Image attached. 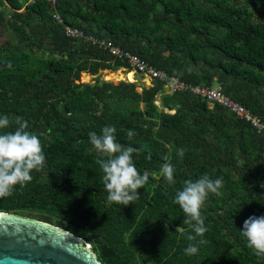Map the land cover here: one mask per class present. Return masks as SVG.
<instances>
[{
	"label": "trees",
	"instance_id": "16d2710c",
	"mask_svg": "<svg viewBox=\"0 0 264 264\" xmlns=\"http://www.w3.org/2000/svg\"><path fill=\"white\" fill-rule=\"evenodd\" d=\"M65 25L190 86L216 83L264 122V0H0V117L27 121L46 158L30 182L0 197V211L73 232L103 264H264L240 234L246 218L264 215V131L190 89L166 93L158 78L141 91L99 75L80 82L82 72L132 68L100 44L67 36ZM104 126L137 149L132 160L148 173L127 206L107 202L97 163L104 157L89 140ZM166 162L172 184L161 173ZM205 174L222 177L223 187L201 208L208 231L189 241L194 233L173 198ZM190 243L197 254H185Z\"/></svg>",
	"mask_w": 264,
	"mask_h": 264
},
{
	"label": "clouds",
	"instance_id": "9594fccd",
	"mask_svg": "<svg viewBox=\"0 0 264 264\" xmlns=\"http://www.w3.org/2000/svg\"><path fill=\"white\" fill-rule=\"evenodd\" d=\"M131 82V81H130ZM15 124V130L0 133V197L12 195V189L16 185L23 186L32 180V171H39L45 166L46 158L38 135L27 131L28 123L22 117H0V129L8 128ZM116 129L113 126H104L101 134L89 132V140L95 151L104 158L97 163L102 169L103 185L107 192V202L123 206L133 204L139 199V189L148 182V173L141 175L132 160V154L137 151L134 147L124 146L116 142ZM136 133L133 130L127 132L131 139ZM178 156H184V150L178 151ZM169 160L168 156L164 157ZM164 179L174 183V167L170 163H164L161 167ZM223 187V178L212 179L207 174L199 179L186 180L182 190H177L173 203L179 205L185 215L183 223L189 225L191 232L187 239L195 241L203 237L208 231L204 225L201 208L205 204L209 194L219 196ZM242 237L246 238L247 246L253 249L258 256H264V215H250L243 222L240 229ZM199 244H205L204 239ZM199 251L197 244L190 243L184 252L186 255H195Z\"/></svg>",
	"mask_w": 264,
	"mask_h": 264
},
{
	"label": "water",
	"instance_id": "95a60500",
	"mask_svg": "<svg viewBox=\"0 0 264 264\" xmlns=\"http://www.w3.org/2000/svg\"><path fill=\"white\" fill-rule=\"evenodd\" d=\"M0 264L103 263L91 244L73 232L34 217L0 211Z\"/></svg>",
	"mask_w": 264,
	"mask_h": 264
},
{
	"label": "built area",
	"instance_id": "2783aa9c",
	"mask_svg": "<svg viewBox=\"0 0 264 264\" xmlns=\"http://www.w3.org/2000/svg\"><path fill=\"white\" fill-rule=\"evenodd\" d=\"M54 18L59 23H62V18L59 16V14H54ZM64 30L67 36L72 37L74 39H83L85 41H90L93 44H96V43L100 44L105 49H108L109 52L116 58L126 61L132 68L131 70L134 73L140 75L141 77L140 83L142 87L151 85L152 79L158 78L159 80L164 81V88H165L166 93L171 94L177 90L184 91V90L190 89L192 93L206 99L208 103L219 104L223 106L224 108L228 109L229 111H231L235 116L249 122L256 129L258 133L264 131V122L260 120L258 116L252 114L241 103L237 102L236 100L226 95L222 91V88L220 85L217 84V86H210V87L198 86V85L190 86L188 83H185L184 81L180 80L176 76H167L165 72L158 70L155 67L149 65L141 57L129 51L122 50L121 48L114 45L109 40L100 39L92 35H87L80 28L73 27L70 25H65ZM121 68H123L126 72H128L127 67H121ZM105 70H108L107 72L113 71L110 69H104L103 71ZM82 73L87 74V72L86 73L82 72ZM108 81H111V80H108ZM129 81L134 82V83L138 82V81L135 82V80H129Z\"/></svg>",
	"mask_w": 264,
	"mask_h": 264
},
{
	"label": "rangeland",
	"instance_id": "374dc122",
	"mask_svg": "<svg viewBox=\"0 0 264 264\" xmlns=\"http://www.w3.org/2000/svg\"><path fill=\"white\" fill-rule=\"evenodd\" d=\"M4 39V36L3 35H0V42ZM108 70H105V71H101L99 72L98 74L96 75H92V74H83L81 73L80 75V78H79V81L80 82H92L94 77L99 75L102 79H107V80H111L112 82H118L120 80H126V81H129V80H135L138 81L136 82V88L138 91H141L142 90V85H141V77L139 74H136L134 73V78L130 77V75H125L126 74V71L123 69V68H120L118 70H115V71H111V72H107ZM86 73V72H85ZM114 73V74H113ZM117 74V75H116ZM129 79V80H128ZM152 85V83H151ZM148 86V85H147ZM150 86V85H149ZM213 86H217L216 83L213 84ZM146 87V86H144ZM159 97H157V100H156V103L159 105L160 102H159Z\"/></svg>",
	"mask_w": 264,
	"mask_h": 264
},
{
	"label": "bare ground",
	"instance_id": "6f19581e",
	"mask_svg": "<svg viewBox=\"0 0 264 264\" xmlns=\"http://www.w3.org/2000/svg\"><path fill=\"white\" fill-rule=\"evenodd\" d=\"M114 74V73H113ZM117 75V74H116ZM126 76L127 75H130V77L134 78V72L132 70H129L128 72H126L125 74ZM129 80V79H128Z\"/></svg>",
	"mask_w": 264,
	"mask_h": 264
}]
</instances>
